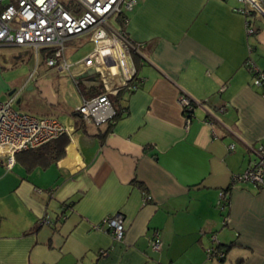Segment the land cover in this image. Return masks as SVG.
<instances>
[{"label":"crops","instance_id":"crops-1","mask_svg":"<svg viewBox=\"0 0 264 264\" xmlns=\"http://www.w3.org/2000/svg\"><path fill=\"white\" fill-rule=\"evenodd\" d=\"M136 1L125 32L142 45L132 55L142 83L110 96L113 124L77 113L103 84L78 64L86 54L72 58L75 39L68 72L47 67L45 51L0 47V101L69 130L64 155L46 166L19 153L8 169L0 157V264H264V183L231 184L264 147V98L245 66L264 73V17L247 21L238 0ZM181 98L194 104L189 119ZM116 214L121 242L93 228ZM212 245L220 262L206 254Z\"/></svg>","mask_w":264,"mask_h":264},{"label":"built area","instance_id":"built-area-1","mask_svg":"<svg viewBox=\"0 0 264 264\" xmlns=\"http://www.w3.org/2000/svg\"><path fill=\"white\" fill-rule=\"evenodd\" d=\"M258 15L264 14L261 0H238ZM136 0H0V47H18L31 49L36 59L40 51L48 53L46 66L69 71L73 63L64 54L72 40L88 36L92 49L79 61L84 68L96 69L101 75L103 92L92 98L83 99L77 113L85 123L100 126L109 123L116 115L110 96H116L124 89L135 90L131 82L136 78V69L132 55L142 57V45L135 44L127 36L125 26L128 14L136 5ZM116 23L113 26L110 21ZM249 36L255 33L247 26ZM245 66L252 75V85L264 98V73L248 59ZM138 86L142 79L138 80ZM14 98L0 101V157L5 159L8 169L14 164L15 155L37 149L49 142L69 134L68 127L51 117H36L17 111ZM180 105L184 113L192 110L191 102L181 98ZM189 119V117H187ZM233 145L229 146V150ZM255 160L241 174L233 176L231 184L252 183L262 186L264 183V147L252 149ZM149 198L146 197L145 200ZM226 207L225 192H220L217 208ZM49 225L48 217L41 220ZM105 225L115 242H121L124 236L121 215L105 217ZM212 243L216 237L211 235ZM212 245L206 249L209 259L221 261L225 253ZM150 247L158 252L161 247L159 234L154 233Z\"/></svg>","mask_w":264,"mask_h":264},{"label":"trees","instance_id":"trees-1","mask_svg":"<svg viewBox=\"0 0 264 264\" xmlns=\"http://www.w3.org/2000/svg\"><path fill=\"white\" fill-rule=\"evenodd\" d=\"M263 9H264V4H263ZM241 12L245 15L247 21H250V18L257 14L256 11L249 9L245 5H244V8L241 10ZM136 74H137V70H136ZM138 80L139 78L136 75V78L131 82V86H135L137 89L139 87ZM88 90L91 93V96L99 95L103 92L102 86H99V85H93L90 88H88ZM81 93L83 95H86L83 90H81ZM191 106H192V110L185 113L187 117L191 116V113L194 109V104H192V102H191ZM186 110L187 108L184 109V111ZM118 118H119V115L118 113H116L115 117L113 118L111 122H109V124H113ZM111 127L112 125H109L106 132L110 131ZM68 143H69V139L67 136L64 135L58 138L57 140L49 142L37 149L22 152L20 154H27L29 156V160L31 161L30 162L31 166H35L36 164L40 166H46L62 158V156L64 155L65 148L68 145ZM20 154H17V155H20ZM17 155H15V158ZM216 249H220V246H217Z\"/></svg>","mask_w":264,"mask_h":264},{"label":"rangeland","instance_id":"rangeland-1","mask_svg":"<svg viewBox=\"0 0 264 264\" xmlns=\"http://www.w3.org/2000/svg\"><path fill=\"white\" fill-rule=\"evenodd\" d=\"M59 1L61 2L62 0H59ZM110 23L113 26L117 27L116 23L113 22V20H111ZM71 45H72L71 48L74 50V52L72 54L73 59L81 58L82 56L87 54L92 48V45H91V42H90L88 36H86V37L82 36V37L76 38L75 42H73ZM24 67H27V66H24ZM111 101H112L113 105L115 106L116 103L114 102V100H111Z\"/></svg>","mask_w":264,"mask_h":264},{"label":"water","instance_id":"water-1","mask_svg":"<svg viewBox=\"0 0 264 264\" xmlns=\"http://www.w3.org/2000/svg\"><path fill=\"white\" fill-rule=\"evenodd\" d=\"M262 16L264 17V14H262ZM50 224H52V223L50 222ZM50 224H49V225H50Z\"/></svg>","mask_w":264,"mask_h":264}]
</instances>
